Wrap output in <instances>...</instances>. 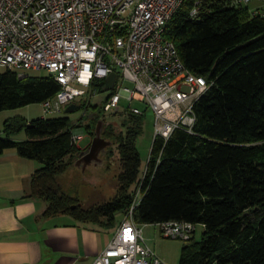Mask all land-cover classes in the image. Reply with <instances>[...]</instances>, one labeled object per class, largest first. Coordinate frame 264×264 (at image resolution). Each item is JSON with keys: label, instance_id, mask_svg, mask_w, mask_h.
I'll list each match as a JSON object with an SVG mask.
<instances>
[{"label": "trees", "instance_id": "16d2710c", "mask_svg": "<svg viewBox=\"0 0 264 264\" xmlns=\"http://www.w3.org/2000/svg\"><path fill=\"white\" fill-rule=\"evenodd\" d=\"M229 2L204 0V10L192 19L193 2L186 0L165 27L164 37L175 43L185 65L210 84L194 106L193 133L177 129L168 141L155 138L142 180L139 116L130 111L126 133L105 127L102 136L117 145L122 167L112 200L85 209L58 183L88 149L73 144L80 126L73 127L69 117L5 122L0 155L16 150L41 163L32 175L30 197L47 204L45 217L68 214L115 227V215L130 207L132 187L139 186V225L180 221L203 226L201 240L193 237L182 248L179 264H264V18ZM3 69L0 112L42 104L61 89L49 73L19 78L18 70ZM22 131L26 139L21 141L16 135ZM107 150L110 154L111 147Z\"/></svg>", "mask_w": 264, "mask_h": 264}, {"label": "built area", "instance_id": "2783aa9c", "mask_svg": "<svg viewBox=\"0 0 264 264\" xmlns=\"http://www.w3.org/2000/svg\"><path fill=\"white\" fill-rule=\"evenodd\" d=\"M185 1L0 0V68L18 70L19 78L31 70L52 75L61 89L42 103L46 113L76 104L96 82L106 83L116 73V93L106 101L105 112L119 111L124 96L154 111L155 138L168 141L177 129L193 133L194 106L210 84L185 65L175 43L164 37L165 27ZM229 1L232 7H242L252 0ZM258 1L264 5V0ZM192 2L189 15L197 19L204 0ZM262 8L250 10L251 15L264 18ZM121 79L133 83L134 89L120 88ZM130 111L142 114L137 108ZM82 138V132H73V144ZM142 198L138 186L114 236L93 264H166L146 244L144 225L135 220ZM146 225L157 227L164 238L186 242L196 232L190 222Z\"/></svg>", "mask_w": 264, "mask_h": 264}, {"label": "rangeland", "instance_id": "374dc122", "mask_svg": "<svg viewBox=\"0 0 264 264\" xmlns=\"http://www.w3.org/2000/svg\"><path fill=\"white\" fill-rule=\"evenodd\" d=\"M246 7L249 10L262 8L264 5L261 1L252 0ZM0 68V71H3ZM117 72L120 70L117 68ZM33 77H42L48 74L47 71L31 70L27 72ZM120 88L134 89V84L121 79L119 82ZM118 92V91H117ZM116 93L115 90H105L99 86H93L92 89H87V93L82 100H76V104L81 105V109L67 114L66 106L61 107L60 113H46L42 104H32L17 109H8L0 112V135L3 134L4 124L9 119L21 118L28 122L38 118H57L67 116L70 119V124L74 127L78 124L80 127L75 128L74 132L83 133V138L78 142L77 146L85 150L93 140L98 122H101V132L103 133L107 125H112L116 133H126L130 124V109L137 108L142 114L139 116L141 123V132L136 138V148L141 159V169L139 177L142 178L144 171L147 168L148 160L151 153L153 141L155 139V124L156 117L154 111L145 103L129 100L121 96L119 103V111L105 112L103 107L108 98ZM98 121V122H97ZM16 139L25 140V131L16 135ZM108 149V148H107ZM16 151V150H15ZM102 164L97 165L91 163L83 170L76 165L69 168L67 172L58 177V183L64 192L78 198L81 205L85 209L92 208L96 205L112 200L118 190V177L122 172L121 160L117 150V145L112 143L111 152L106 153L101 157ZM34 166L35 172L42 165L39 161L28 160ZM135 187V188H134ZM133 186L132 189H136ZM123 213L115 215L114 224L117 227L122 219ZM116 227L107 228L109 232ZM143 236L146 244L160 257L166 264H179L182 248L188 244L186 241L164 238L157 227L153 225L142 226ZM204 228L202 225L196 226L194 239L196 242L201 240Z\"/></svg>", "mask_w": 264, "mask_h": 264}, {"label": "crops", "instance_id": "0c3cea01", "mask_svg": "<svg viewBox=\"0 0 264 264\" xmlns=\"http://www.w3.org/2000/svg\"><path fill=\"white\" fill-rule=\"evenodd\" d=\"M31 164L15 150L0 155V264H93L115 229L45 217L47 204L30 197Z\"/></svg>", "mask_w": 264, "mask_h": 264}, {"label": "water", "instance_id": "95a60500", "mask_svg": "<svg viewBox=\"0 0 264 264\" xmlns=\"http://www.w3.org/2000/svg\"><path fill=\"white\" fill-rule=\"evenodd\" d=\"M116 79L117 74H111L106 80L105 90H113ZM79 109H81V105L71 104L66 108L65 112L69 114ZM111 146L112 141H108L102 136L101 122L99 121L91 145L87 150L81 152L75 165L85 170L91 163H96L97 165L102 164L103 160L101 159V156L105 155L108 151L107 148H110Z\"/></svg>", "mask_w": 264, "mask_h": 264}, {"label": "flooded vegetation", "instance_id": "af4514ba", "mask_svg": "<svg viewBox=\"0 0 264 264\" xmlns=\"http://www.w3.org/2000/svg\"><path fill=\"white\" fill-rule=\"evenodd\" d=\"M102 157V156H101Z\"/></svg>", "mask_w": 264, "mask_h": 264}]
</instances>
